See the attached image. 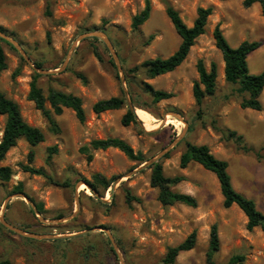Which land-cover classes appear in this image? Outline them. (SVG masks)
Returning <instances> with one entry per match:
<instances>
[{
	"label": "rangeland",
	"instance_id": "374dc122",
	"mask_svg": "<svg viewBox=\"0 0 264 264\" xmlns=\"http://www.w3.org/2000/svg\"><path fill=\"white\" fill-rule=\"evenodd\" d=\"M144 1L0 0V27L21 44L31 62L29 65L0 38L7 58V69L0 75V91L19 106L29 126L44 134V141L34 148L19 140L0 163V167H9L13 172L9 182H0L1 259L12 264H163L167 249L196 231L195 248L180 253L175 264H205L210 228L216 224L220 240V250L214 257L216 264H228L233 256H244L242 264H264V234L259 228L246 229V217L236 205L223 208L215 175L197 163L179 168V157L186 143L206 145L217 159L227 162L233 188L253 200L257 210L264 213V162L243 153L234 139H227L228 131H235L248 146L264 145V91L260 112L239 107V99L233 93L236 86L224 80V63L212 37L218 25L232 48L244 41L260 42L261 46L247 58L250 74H259L264 69V13L258 4L245 8L243 0H150L149 20L133 31L131 18L143 9ZM165 2L188 27L198 8H212L204 34L195 40L187 59L175 71L152 80L138 75L135 82L129 80L128 73L125 89L130 100L132 97L139 107H144L135 108L143 127L121 125L126 108L93 114L91 107L95 102L118 97L123 92L119 70L125 77L128 70L144 61L165 59L177 50L181 40L166 16ZM86 33H102L105 39L92 36L80 40ZM199 60L207 70L211 63L217 66L215 94L205 98L200 107L192 97ZM36 63L42 65L38 68L41 72L37 85L45 96L53 89L81 98L86 114L83 123L65 109L54 116L57 132L51 131L46 118L27 98L33 75L37 73L33 68H37ZM141 82L173 97L152 104L151 97L142 92ZM139 111L147 112L152 124L158 127L148 130L139 118ZM4 124L5 117L0 115V139ZM180 135L183 136L177 141ZM107 138L124 140L147 161L174 145L167 152L168 158H164L165 154L159 159L164 175L182 177L183 181L173 190L193 196L196 208L181 204L162 207L157 201V190L150 187L148 168L122 178L141 164L129 161L116 149L90 148L91 141ZM54 146L57 153L47 161L48 149ZM31 150L33 161L29 163ZM23 166L42 169L46 177L24 172ZM96 174L112 180L111 187L122 178L112 196L111 187L103 197L98 194L97 198L91 192L85 181L93 183ZM62 183L69 186L55 185ZM18 185L22 186V192L14 194ZM124 189H129L140 202L126 205ZM101 200H105L102 203L106 207L97 204ZM1 218L22 232L44 237L20 236L7 229ZM89 229L95 231L52 238ZM108 234L117 246L118 255Z\"/></svg>",
	"mask_w": 264,
	"mask_h": 264
},
{
	"label": "trees",
	"instance_id": "16d2710c",
	"mask_svg": "<svg viewBox=\"0 0 264 264\" xmlns=\"http://www.w3.org/2000/svg\"><path fill=\"white\" fill-rule=\"evenodd\" d=\"M217 1L224 2L227 0ZM164 4L166 16L170 20L176 34L179 36L181 40L180 44L177 50L168 58H155L152 60H146L139 66L128 70L125 73L126 80L128 79V73L131 75L129 76L131 78L129 80L135 82L136 76L138 75H142L145 79L152 80L159 76H163L175 71L187 59L195 40L204 34L208 17L212 14V8H198L196 10V17L191 27H188L183 22L179 13L168 2H165ZM255 4H258L261 8V11L264 13V0H243L242 2V5L245 8H249ZM48 9L49 8L47 7L46 13L47 16L50 17L51 13ZM150 15L151 2L150 0H145L143 9L131 18V29L133 31H138L140 27L149 20ZM0 31L6 35L12 36L2 27H0ZM212 37L215 48L221 53L222 61L224 63V80L225 82L236 86V88L233 90V93L239 99V107L241 109H250L260 112L262 110L260 98L262 92L264 91V69L259 74H250L247 58L251 53L256 51L261 46V43L258 41H244L238 47L232 48L227 43V40L222 34V31L218 25L215 26L212 32ZM152 39L153 37L150 36L149 40ZM1 40L4 41L3 39ZM7 45L10 46L12 50H14L12 45L9 43H7ZM95 56L97 59H100L97 51H95ZM35 66L39 69L42 67V65L39 63H36ZM195 68L198 74V80L193 83L192 97L195 105L200 107L205 98L212 97L215 94L217 66L215 63H211L209 70H207L204 62L199 60L197 61ZM6 69L7 58L2 47L0 46V75ZM39 78L40 75L34 73L27 98L30 102H33L35 108L39 110L46 118L52 132H57V124L54 116L61 115L65 109L71 110L75 114V117L79 123H83L86 120V114L81 98L53 89H50L47 96H45L41 88H39L37 85ZM139 85H141L142 92L151 97L152 104H157L173 97L171 93L155 90L147 83L141 82ZM131 102L134 108L144 109L142 106L139 107L132 97ZM123 108H126V112L120 119L121 125L123 127H128L131 124L136 126V114H132V112L127 108L123 92L118 97H112L106 100H99L95 102L91 107V111L95 115H100L108 111L122 110ZM0 115L5 117V124L0 139V163L4 160L6 154L17 145L19 140L23 139L31 148L38 146L44 141V134L42 131L38 128L29 126L23 120L19 106L12 100L8 99L1 91ZM227 139H234L239 149L243 153L251 154L258 161L264 162V145L259 148L248 146L244 142L243 137L238 135L235 131H228ZM89 146L95 151L116 149L131 162L143 164L147 161L142 153H135L127 142L119 138L93 140L89 143ZM48 151L49 156L47 157V161L51 159L52 155L57 153V147H51L48 149ZM82 151L87 152V149L83 148ZM87 158L90 160L91 156L88 155ZM164 158H168V154L165 155ZM28 161L29 163L33 161L32 150L28 154ZM190 163H197L204 170H207L215 175L222 196L223 208L229 209L233 205H236L246 217V229L248 231H252L253 229L259 228L264 234V213H261L257 210L256 204L253 200L244 197L233 188L231 177L227 171L228 164L226 161L217 159L206 145H194L186 143L185 150L179 157V168L185 169ZM22 169L24 172H27L31 175L46 177V174L42 169H35L30 166H23ZM148 169L150 170V187L157 190V201L162 207L181 204L190 208H196L197 201L193 196L173 190L174 186L183 181L182 177H166L163 172L161 160L151 164ZM12 176L13 172L9 167H0V182H9ZM93 180V183L89 181L85 182L93 192L103 197L104 192L109 190L111 187L112 180H107L99 174L93 175ZM55 185L62 187L69 186L68 183ZM21 187V185H18L13 190V193L15 194L22 192ZM124 193L126 205L130 206L134 202H140V199L133 196L129 189H124ZM97 204L101 207H106V205L102 202H97ZM37 209L39 212H41L40 205H37ZM196 238V231H192L180 244L175 247H169L162 259V263L175 264L176 258L180 253L188 252L195 248ZM219 250L220 240L218 236V228L216 224H213L209 232V243L207 252L205 254V264H216L214 257L219 252ZM244 261V256H233L229 259L228 264H242ZM0 264L12 263L9 260L0 258Z\"/></svg>",
	"mask_w": 264,
	"mask_h": 264
},
{
	"label": "water",
	"instance_id": "95a60500",
	"mask_svg": "<svg viewBox=\"0 0 264 264\" xmlns=\"http://www.w3.org/2000/svg\"><path fill=\"white\" fill-rule=\"evenodd\" d=\"M92 36H93V37H94V36H95V37H102L103 39H105V36H104V34H102V33H86V34L82 35L81 37H79V39L81 40V39H84V38H87V37H92ZM0 38L3 39L4 41H6L7 43H9L10 45H12V47L16 49V51L21 55V57H22V58H23V59H24L29 65H31V62H30L29 58L27 57L26 53H25L24 50L21 48V46H20V44H19L18 42H16V41L13 40L12 38L8 37L5 33L1 32V31H0ZM116 65H117V67H118L117 62H116ZM33 68H34V70H35L38 74H40L41 70H39L38 68H35V67H33ZM119 74H120V81H121V83H122V91H123V95H124V98H125V101H126L127 108L132 112V114L135 115V108L133 107V105H132V103H131V100H130V98H129V96H128V93H127V91H126V89H125V77L123 76V74L121 73L120 70H119ZM135 120L137 121V125H141V126L143 127V125L141 124V121L137 118L136 115H135ZM164 124H165V121L162 122V126H163ZM151 132H153V131H151ZM182 136H183V135H180V136L177 138V141H178L179 139H181ZM173 146H174V145H171L170 147H168L167 149H165L163 152H161L159 155H157V156L154 157L153 159H151V160H149V161H146L145 163L141 164V166H140L137 170L132 171L129 175L123 176L122 178L128 177V176H130L131 174H134V173H136L137 171H139V170H141V169H143V168H148L151 164H153V163L159 161V159H161L165 154H167V152H168ZM122 178H119V179H117V180L114 182L113 186L111 187V192H110V193H111V196H112L113 191H114L115 188H116V185L121 181ZM89 188H90V187H89ZM90 189H91V188H90ZM91 192H92L97 198H99L98 194L95 193V192H93L92 189H91ZM110 199H111V197H110ZM75 201H76V203H77V198H76ZM101 202H105V200H101ZM35 214H36L37 216H39V214H38L37 211H35ZM68 219H69V218H68ZM68 219H65L64 221H66V220H68ZM1 223H2L7 229H9V230L12 231V232L17 233V234L20 235V236H25V237H29V238H35V239H42V238L44 237V236H39V235H34V234H30V233L22 232V231H20V230H18V229H16V228L12 227L11 225L7 224V223L4 221V219H2V218H1ZM99 230H101V231H105L106 233H108V232H107L106 230H104V229H99ZM93 231H95V229H89V230H87V231H84V232H82V233H78V234H70V235H66V236H57V237L55 236V237H52V238H54V239H62V238L74 237V236H78V235H82V234H88V233H91V232H93ZM108 235H109V239H110V241H111V244H112L113 250H114V252L117 254V246H116V244H115L113 238L111 237V235H110V234H108ZM117 255H118V254H117ZM121 264H122V263H121Z\"/></svg>",
	"mask_w": 264,
	"mask_h": 264
},
{
	"label": "bare ground",
	"instance_id": "6f19581e",
	"mask_svg": "<svg viewBox=\"0 0 264 264\" xmlns=\"http://www.w3.org/2000/svg\"><path fill=\"white\" fill-rule=\"evenodd\" d=\"M136 114V113H135ZM139 118L144 122V126L148 129V130H154L155 128L158 127L153 125L151 122V117L149 116V114L145 111H139ZM83 187V186H82Z\"/></svg>",
	"mask_w": 264,
	"mask_h": 264
}]
</instances>
